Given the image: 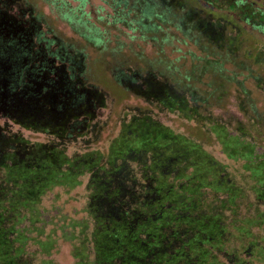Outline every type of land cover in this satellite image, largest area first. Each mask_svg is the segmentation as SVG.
<instances>
[{
	"label": "trees",
	"instance_id": "1",
	"mask_svg": "<svg viewBox=\"0 0 264 264\" xmlns=\"http://www.w3.org/2000/svg\"><path fill=\"white\" fill-rule=\"evenodd\" d=\"M19 1L0 3V11L7 4L12 19L0 18V121L10 120L28 130L46 132L67 144L89 132L92 125L87 119L93 117L95 101L102 96L91 86L87 50L94 47L99 54L109 51L108 31L99 26L104 20H112L107 25L148 31L145 18L156 17L183 33L185 41L191 39L193 30L199 38L219 40L222 46L215 21L198 16L189 20L183 6L179 15H174L169 5L159 13L160 0H104L114 14L104 16L106 9L100 7L96 19L84 10L89 0H79L76 8L65 0H44L84 39L80 43L65 39L49 27L36 13V6L22 9L17 6ZM161 1L168 4L171 0ZM214 1L209 4L214 6ZM243 5L229 1L235 11L245 10ZM249 11L244 15L246 22L254 19L258 23L253 26L264 27L263 8ZM215 67L220 69L222 65ZM145 94L191 118V108L179 93L161 87ZM192 110L194 115L196 108ZM208 126L222 152L231 160L244 162L252 190L264 205V154L257 151L253 141L222 123ZM2 131L0 127V264H30L29 243L42 254L52 252L56 238L32 237L34 233L44 236L39 226L44 217L43 199L56 188H78L86 176L90 222L62 221L61 227L69 241L74 240L77 228L81 230L80 244L74 249L78 264H264V234L253 232H264V212L239 216L242 190L228 175L226 166L200 142L148 113H138L124 122L106 155L89 151L70 156L60 141L28 144L26 151L19 152L10 146L14 141L25 144L24 140ZM126 180L131 183L130 191ZM206 199L207 206L202 208ZM89 229L91 233L86 236ZM167 239L177 244L166 247ZM233 240L241 241L242 255L232 247Z\"/></svg>",
	"mask_w": 264,
	"mask_h": 264
},
{
	"label": "rangeland",
	"instance_id": "2",
	"mask_svg": "<svg viewBox=\"0 0 264 264\" xmlns=\"http://www.w3.org/2000/svg\"><path fill=\"white\" fill-rule=\"evenodd\" d=\"M65 1L73 8L80 5L79 0ZM209 1L171 0L166 4L160 0L157 2L158 12L162 13L164 6L168 8L169 5L173 8V14L179 15L183 6L189 13V20L193 21L198 16L202 19L206 17L211 23L215 21L218 26L215 28L216 36L223 39L222 46L219 40L199 38L198 32L193 30L189 33L191 39L185 41L183 33L156 17L145 18L148 31L141 27L132 31L122 24L107 25V21H112L111 19L101 22L99 26L108 31L110 43L109 51L104 54H99L94 47L87 50L91 59L89 80L93 90L102 95L99 102L95 101L93 117L87 119V123L91 122L92 125L89 132L83 137H75L67 144L46 132L28 130L10 120H2L0 127L3 131L16 139L22 138L25 142L14 141L10 148L22 152L28 149V144L60 141L67 147L70 156L89 151H100L106 155L110 143L120 134L123 123L128 122L133 115L146 112L176 132L200 142L204 149L226 166L228 175L242 190L237 207L239 216L264 212V205L257 200L252 190L253 183L244 169V162L229 159L222 152L208 126L214 122L222 123L233 133L244 135L253 141L257 151L264 154V27L253 26L258 21L250 19L247 23L244 17L245 12L252 11L253 8L264 10V0H237L244 2L242 9L246 8L240 11L230 8V0H215L214 6ZM8 4L11 3L8 1ZM6 5L0 11V18L12 21ZM27 5L36 6V13L65 39L84 42L50 3L44 0H22L17 6L28 10ZM100 7L106 9L102 12L104 16L114 14L104 0H89L84 10L92 12V17L96 19ZM25 15L28 17L27 12ZM155 23L157 26L154 28ZM172 37L175 38L166 40ZM172 63L173 67H169ZM218 63L222 65L220 69L215 67ZM119 77L123 78V82ZM161 87L172 93H179L184 98L185 105L191 108V118H186L178 110L171 111L164 106L161 99L145 94L150 89L159 90ZM141 89L143 94H140ZM193 108H196L194 115ZM82 179L83 184L78 188L72 191L56 188L43 199L44 217L39 226L44 236L34 233L32 237L46 240L53 236L56 238V246L49 255H45L37 246L29 243L30 264H43L45 261L53 264H78L74 249L80 244L81 230L77 228L73 232L75 237L72 241L65 239L61 231L64 226L62 221L90 222L86 212L90 200L87 190L89 176ZM129 184L131 183L126 180L125 185L130 191ZM208 199L213 200L210 196ZM208 199L204 200L205 205L202 208L207 206ZM89 226L91 229L92 224L89 223ZM90 229L86 236L90 235ZM253 230L256 235L264 234L260 230ZM233 241L232 247L241 254V241ZM84 243L91 248V243L86 240ZM176 244L177 242L169 239L164 243L166 247ZM91 259L94 260V255H91Z\"/></svg>",
	"mask_w": 264,
	"mask_h": 264
}]
</instances>
